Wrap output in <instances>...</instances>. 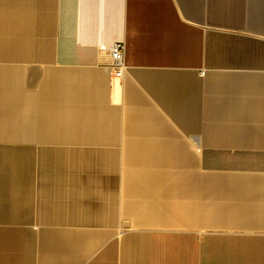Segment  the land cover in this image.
I'll return each instance as SVG.
<instances>
[{
    "label": "crops",
    "instance_id": "1",
    "mask_svg": "<svg viewBox=\"0 0 264 264\" xmlns=\"http://www.w3.org/2000/svg\"><path fill=\"white\" fill-rule=\"evenodd\" d=\"M0 264H264V0H0Z\"/></svg>",
    "mask_w": 264,
    "mask_h": 264
},
{
    "label": "built area",
    "instance_id": "2",
    "mask_svg": "<svg viewBox=\"0 0 264 264\" xmlns=\"http://www.w3.org/2000/svg\"><path fill=\"white\" fill-rule=\"evenodd\" d=\"M125 51L126 46L124 43H115L108 49V53L113 60L112 69L116 78H122L127 68Z\"/></svg>",
    "mask_w": 264,
    "mask_h": 264
}]
</instances>
